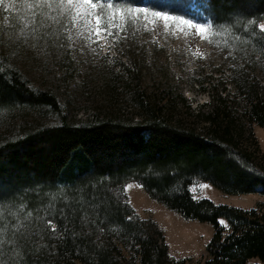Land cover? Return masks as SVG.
I'll list each match as a JSON object with an SVG mask.
<instances>
[{"label": "trees", "instance_id": "1", "mask_svg": "<svg viewBox=\"0 0 264 264\" xmlns=\"http://www.w3.org/2000/svg\"><path fill=\"white\" fill-rule=\"evenodd\" d=\"M169 1L178 8L183 4L184 9L191 2ZM207 4L214 26L233 28L243 50L251 51L254 68L258 64L264 70V32L248 25L249 20L264 18V0H207ZM127 71L132 83L125 93L138 111L137 120L96 116L86 125L75 126L63 118L59 124L23 128L17 139L0 142L4 190L0 198L21 197L31 208L39 203L36 186L43 195L50 186L54 190L64 184L69 195L86 194L90 201H104L107 210L97 219L103 233L93 226L91 234H81L87 228L82 229L79 219L66 227L58 219L59 235H48L49 226L44 238H37L40 251L29 260L33 264H185L186 260L170 256L155 221L134 216L123 186L135 181L151 198L185 219L212 225L214 234L203 264H247L253 258L264 262L262 206L244 210L217 205L206 198L195 199L188 189L199 179L229 195L258 189L264 195V155L256 148L253 131L255 125L264 128V87L243 69H235L228 78L234 95L227 82L219 81L222 88L215 86L211 103L196 113H168L169 93L144 92L141 80H135L136 72ZM0 101V107L20 110L59 109L53 95L34 92L16 77L3 74ZM85 184L84 193H78Z\"/></svg>", "mask_w": 264, "mask_h": 264}, {"label": "rangeland", "instance_id": "2", "mask_svg": "<svg viewBox=\"0 0 264 264\" xmlns=\"http://www.w3.org/2000/svg\"><path fill=\"white\" fill-rule=\"evenodd\" d=\"M128 2L167 12L173 17H183L193 23L207 24L211 21L210 42L201 39L195 28L184 26L185 31H179V21L171 22L166 28L164 21L157 19L130 25L127 35L122 33V39L112 41L110 51L98 58L82 40L78 47H84V53H80L78 48L59 52L53 48L50 54L40 50L38 55L37 50L24 42L26 37L21 33L24 28L22 0H19L20 11L0 6V74L16 77L34 92L53 95L59 107L57 112L49 108L20 110L17 107H0V142L17 139L23 128L55 125L63 118L75 126L86 125L96 116L122 118L129 123L132 117L137 120L138 111L130 106L125 93L132 83L127 73L129 68L138 75L135 80H141L144 92L150 95L169 93L168 113H196L200 107L211 103L213 88L219 81L227 82L224 84L234 95L236 91L228 78L234 76L235 69H243L264 87L262 66L257 64L254 68L251 51L243 50L233 28L224 24L214 26L207 0H191L185 9L183 4L178 8L169 0H114V3ZM60 42L67 43L66 40ZM109 60L113 62L110 64ZM218 87L222 88V85ZM182 97L186 99L185 103ZM253 131L256 148L260 155H264V128L255 125ZM126 184L131 186L123 194L134 216L156 222L170 256L186 260L185 264H203L207 244L214 234L212 225L185 219L151 198L143 185L135 181ZM188 189L195 199L206 198L217 205L244 210L262 206L264 209V195L260 189L255 193L229 195L199 179L194 180ZM3 191L0 187V192ZM221 222L227 225L224 219ZM247 264L264 262L253 258Z\"/></svg>", "mask_w": 264, "mask_h": 264}, {"label": "snow or ice", "instance_id": "3", "mask_svg": "<svg viewBox=\"0 0 264 264\" xmlns=\"http://www.w3.org/2000/svg\"><path fill=\"white\" fill-rule=\"evenodd\" d=\"M0 6L6 10H21L19 0H0ZM22 8L24 28L21 33L26 37L24 42L37 50L38 55L40 50L50 54L53 48L58 52L78 48L80 53H84L85 48L78 47L82 40L98 58L110 51L112 41L122 39V33L127 35L130 25L140 21L154 22L162 19L166 28L171 22L179 21V31L184 32V26L195 28L197 35L205 40H209L208 34L212 29L211 21L207 24L193 23L183 17H173L167 12H158L137 3H114V0H22ZM248 25H256L264 32V18L259 21L249 20ZM61 40H66L67 43H61ZM98 41L100 43H96ZM203 55L200 54L201 58ZM108 62L111 64L113 61ZM0 106H3L2 101ZM130 186L125 184L124 191ZM67 187L57 184L53 190V186H50L41 195L40 186H36L39 203L31 208L22 202L21 197L0 198V264H33L29 256L40 251L37 238L42 240L49 226L51 232L48 235H59L58 219L65 227L70 221L79 219L82 229L87 228V233L82 231L81 234H91L93 226L100 233L105 231L97 223L100 215L107 211L102 207L104 201H90L86 199V194H81L78 198L76 195H69ZM86 187L85 184L76 191L84 193ZM127 219L131 220L133 217L129 216Z\"/></svg>", "mask_w": 264, "mask_h": 264}]
</instances>
